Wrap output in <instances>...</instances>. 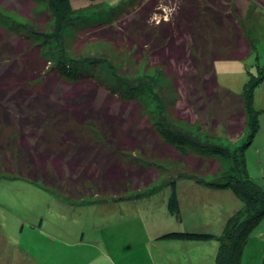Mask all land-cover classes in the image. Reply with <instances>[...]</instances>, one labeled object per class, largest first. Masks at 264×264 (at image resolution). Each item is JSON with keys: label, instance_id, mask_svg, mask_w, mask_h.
Masks as SVG:
<instances>
[{"label": "trees", "instance_id": "16d2710c", "mask_svg": "<svg viewBox=\"0 0 264 264\" xmlns=\"http://www.w3.org/2000/svg\"><path fill=\"white\" fill-rule=\"evenodd\" d=\"M45 1L50 15L64 24L69 10L86 7L96 0H80L78 4H72V0ZM159 1L171 6L169 18L160 16L150 26L147 21ZM226 2L133 0L132 7L125 8V17L118 22L120 31L114 28L115 24L107 30L115 39H125L127 47L145 43L140 50H145L151 59L156 56V64L165 70L161 72L174 83L172 65L185 64L184 75H179L174 88L185 86L187 93L194 88L198 96L202 94L209 100L216 98L219 90L230 95L238 105L229 116L231 122L226 130L228 134L242 136L237 147L230 149L217 141L192 139L187 132L167 125L163 108L152 125L140 126L139 96L151 93L144 84H128L121 91L106 87L90 64L80 70L75 66L79 62L68 59L66 63L48 66L41 51L42 41L29 39L6 47L0 36V127L16 125L11 132L13 147L7 149L8 159L4 158L3 150L0 152L2 160L9 161L2 167L11 173L6 177L26 179L65 201L86 199V202L112 204L136 201L158 189L155 159L169 157L182 166L183 171L177 175L196 177V174L197 181L211 186L209 189L230 188L241 205L226 217L219 233L204 228L174 230L171 227L158 236L195 241L213 239L217 242L215 264H240L249 233L258 226L264 228V186L243 173V152L257 128L252 85L245 83L240 94H233L218 85L214 68L217 58H240L252 47L238 7ZM22 11L28 16L27 9ZM129 12H134L133 19H126ZM207 46L209 53L204 50ZM49 82L51 88L57 87L53 91L60 92L53 93L54 97L49 96L51 90L46 91L50 89ZM102 87L108 90L96 105L95 92ZM61 89L75 93L67 98V92ZM187 93L183 97L191 100ZM58 99L64 100L59 103ZM114 100L122 105L131 102L127 112H111L109 105ZM9 105L13 107L11 112ZM134 151L138 155L131 154ZM217 155L230 161L226 170L216 159ZM206 174L212 176L206 178ZM170 183L166 208L169 215L180 220L181 200L175 180Z\"/></svg>", "mask_w": 264, "mask_h": 264}, {"label": "rangeland", "instance_id": "374dc122", "mask_svg": "<svg viewBox=\"0 0 264 264\" xmlns=\"http://www.w3.org/2000/svg\"><path fill=\"white\" fill-rule=\"evenodd\" d=\"M79 1L72 0V4H78ZM131 1L133 0H109L108 3H93L77 10H69L65 23L61 24L56 17L50 15L45 0H0V36L6 47L29 39L42 41L41 51L48 66L63 61L66 63L68 59L79 62L75 66L80 70L90 64L106 87L112 86L121 91L123 87H128V84L138 82L144 84L151 93L139 96L142 105L140 126L152 125L154 119L159 117V109L163 108L164 115H167V125L187 132L192 139L202 142L208 139L217 141L230 149L237 147L242 136L236 137L228 134L226 130L227 123L231 122L229 116L238 105L230 95L219 90L217 97L209 100L202 94L198 96V90L194 88L189 89L188 93L185 86L174 88L179 75H184L185 64L172 65L176 76L174 83L173 79L163 74L165 70L156 64V56H152L151 59L145 50H140L145 43L141 46L132 44L127 47L125 39L120 41L109 33L107 29L111 24H115L114 28L119 30L118 22L125 17V8L132 7ZM222 1H228L226 2L228 5L235 4L238 7L241 24L248 32L252 47L240 58H217L214 61L217 82L219 86L233 94H240L245 83L252 85V103L257 113V128L243 152V173L264 186V0ZM25 9L28 10V16L22 13ZM170 9L171 6L159 1L147 21L148 25L155 24L160 16L169 18ZM133 14L134 12H129L126 19L132 18ZM141 38L138 40L141 41ZM209 49L208 46L204 48L207 53ZM158 68L162 70L159 72ZM48 84L49 87L50 82ZM53 89L57 87L54 88L52 85V88L50 86V89L46 90L47 93L51 90L50 97H54L53 93H60ZM61 90L67 92V98H72L71 95L75 93L66 89ZM107 90L102 87L95 92L96 105L105 98ZM186 93L191 100L183 97ZM58 100L60 103L64 99ZM130 103L122 105L119 100H114L109 108L111 112L120 114L127 112ZM8 110L13 111V107L9 105ZM171 112L173 115L187 118L177 119ZM13 126L0 127V152L4 151L5 159H8L7 149L13 147L11 134ZM94 130L99 132L97 129ZM131 154L138 155V152L134 151ZM215 157L225 170L229 167L230 161L220 155ZM6 162L9 163L3 161L0 156V174L3 175L0 176V264H81L71 259L82 261L84 264L94 254L95 249L87 242L81 243L76 248L75 258L71 257L75 254V243L68 244L75 234L79 235L81 232L82 238L86 241L92 239L100 241V246L97 245L98 253L102 255L109 253L102 243L109 238L106 232L113 234L114 222L118 216L125 214L123 201H115L112 204L86 202V199L82 200L83 202L65 201L26 179L6 177L11 174L3 171L2 167L8 165ZM155 162L159 172L155 185L159 188L149 196L136 200L140 207H148L145 211L153 212L146 215L157 218L161 216L164 223L169 224L166 228L172 227L174 230L188 228L185 226H191L193 223H212V228H215L226 207H230L225 203L230 202L229 198L211 194L207 195L208 199L206 197L201 201L194 199L186 194L188 187L209 190L207 187L211 186L197 181L199 176L196 174V177H188L184 175L185 173L177 175L183 171L182 166L169 157L156 158ZM187 174L192 175L190 172ZM209 174L204 177H211ZM172 179L176 182L175 187L181 200L180 220L174 216L171 218L166 213L157 216L159 207V210L163 209L162 199L166 200ZM234 201L233 198V203ZM131 208L132 205L128 204V209ZM99 227L102 228V232ZM207 230L215 233L212 229ZM206 243L208 250L202 261L206 264H215L213 255L215 251L213 249L211 251L209 244L216 242L212 239ZM111 255L117 258L116 255ZM263 258L264 228L258 226L247 237L241 252L240 264H264ZM95 264L103 263L97 260Z\"/></svg>", "mask_w": 264, "mask_h": 264}, {"label": "crops", "instance_id": "0c3cea01", "mask_svg": "<svg viewBox=\"0 0 264 264\" xmlns=\"http://www.w3.org/2000/svg\"><path fill=\"white\" fill-rule=\"evenodd\" d=\"M108 2L109 0L95 1V3ZM199 189H202V191ZM187 190L188 192L186 194L200 201L203 200L204 197L208 199L209 197L207 195L211 196V194L215 196H225L230 200L229 203H227V201L225 202L227 205L229 204L230 207H226L225 212L219 220V224L215 228H212V223H193L191 226H185L188 228L212 229L215 233H219L226 217L237 210L241 205V201L239 198L237 200V196L230 188L204 190L199 187H188ZM233 198L235 200L234 203ZM162 202L163 209L159 210V207L157 216L165 213L169 215L164 198L162 199ZM128 204L132 205L131 210L128 209ZM123 206L125 214H122L123 216L119 215L117 221L114 222L115 230L113 231V234L111 232L105 233L109 238L105 239L102 244L105 245L104 248H107V251L109 252L108 254L102 255V253H98L100 241L93 239L86 241L82 238L83 236L81 232L79 235L75 234L74 238L68 243H75L76 246L74 249L75 254L71 257L76 258L77 246L81 243L87 242L88 245L95 249V251L94 254L91 255V258L86 260L84 264H95L97 260L101 261L103 264H206L202 261L208 250L206 249V241L161 238L158 236L159 233L166 230V227L169 225L167 222L164 223L161 216L159 218L156 216L151 217V215L147 216L146 214H153V212L145 211L148 207L146 206L142 208L136 203V201L123 202ZM183 216L184 214H182V218ZM99 230L102 232V228L99 227ZM209 247L211 248V251L213 249V251L216 252L217 242L210 243ZM111 254L116 255L117 258L113 257ZM213 255L215 258V253H213ZM71 261L82 264V261L79 260L71 259Z\"/></svg>", "mask_w": 264, "mask_h": 264}]
</instances>
